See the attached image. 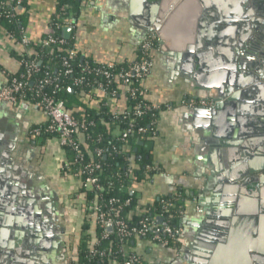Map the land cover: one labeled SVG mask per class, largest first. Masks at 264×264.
<instances>
[{
	"label": "crops",
	"instance_id": "obj_1",
	"mask_svg": "<svg viewBox=\"0 0 264 264\" xmlns=\"http://www.w3.org/2000/svg\"><path fill=\"white\" fill-rule=\"evenodd\" d=\"M179 6V10L185 8L179 13L183 16L187 13L186 18L181 17L180 14L173 16L172 42H165L164 45L168 53L181 56L179 58L170 57L164 52L162 53L157 41L159 49L154 56L153 70L144 82L146 98L151 104L169 105L172 108L160 113L157 122V135L151 140L153 162L163 169L164 174L148 177L142 184H133L131 192L138 193L139 203L132 210L130 216L134 218L145 212L148 213L150 206L160 197L174 195L181 189L191 195L194 194L195 197L186 199L185 232L177 249L150 245L141 241L132 244L136 251L152 264H194L191 254L196 239L191 237L194 238L200 228V218L202 217L201 208L198 205L201 198L200 193L209 184L212 170L217 177H226L232 170L229 169L232 156L227 148L210 145L214 144L215 137H225L224 126L231 123L238 127L241 123L247 126L246 129H249V132H253V134H249L250 138L264 137L260 133L261 128L254 129L250 126L256 125L260 117L247 116L242 113L240 103H236V119L234 116L225 114L221 118V127L218 125V128L213 121H207L205 116L194 119L193 114L185 109L183 102L200 100L201 98L197 96L198 92L207 94L202 90V87L213 80L206 77L207 73H200V71H197L198 74H190V77L186 75L188 73L183 72L182 68L186 66L183 63L189 59L183 57L184 53L191 54L188 67L208 68L212 65V59L209 56H201V53H215L218 51V43L212 38L213 24L209 15L203 14L204 7L201 0H180L176 6L177 9ZM56 11L57 0H25L24 5L18 8L17 12L23 16L25 21V35L31 43L43 42ZM128 16L124 13L119 14L118 11L104 9L101 0H92L83 8L79 19L71 28L70 36L67 38L63 30L62 38L65 41L74 40L75 51L80 54L82 59L84 57L83 60L127 66L138 59L140 46L144 41L143 37L141 38L142 35L136 32L132 26ZM7 44L14 47L10 41H7ZM9 46L8 51L0 46V67L9 74H17L20 69L19 62L12 53L19 52V47L17 49L14 47L16 51L9 52ZM193 76H197V78ZM5 83L4 72H0V91ZM119 90L120 95L110 102V111H121L130 105V100L123 87L119 86ZM100 97L99 93H93L80 100L85 104L86 109L98 111L101 107ZM242 118L249 123L247 125L242 123L244 122H241ZM45 123H47L46 113L34 107L30 102L22 101L16 105L1 103L0 142L2 145L0 151L4 154L7 153L10 162L15 165L14 168L23 172L27 184L32 188L39 187L50 197L49 201L51 199L61 201L57 208L63 212L62 214L65 215L66 210L70 208L72 212L68 216V222H70L68 226L71 225L74 228L76 225L75 229L79 236L81 234L79 226L84 210L82 211V208L79 209L76 205L80 201L77 192L79 183L72 177H63L61 172V167L67 161V154L56 139H48L42 144L37 143L30 134L34 127ZM136 151L137 149L134 153ZM204 157H210V165L209 161L208 164L202 161ZM130 162L135 167L134 157ZM214 188L215 186L207 192L209 193L207 194L208 199L214 193ZM234 197L235 200H238L239 195L235 194ZM73 198L75 201H70ZM210 200L212 201L213 197ZM224 204L222 202L221 205ZM231 209H234V206ZM49 216L48 213H42L41 222ZM217 220L221 221L222 219L218 218ZM216 221L212 219L211 224H215ZM74 235L71 236V239L74 238ZM41 240L46 243V246H49L50 239ZM252 241L257 242L256 246H261L260 240L258 242L257 239H252ZM238 252L239 250H235L234 254H238ZM214 255L215 251L212 252V260ZM248 257L250 259V256ZM241 258L242 256L235 255L232 261L241 260ZM242 259L246 260L244 257ZM11 263L19 264L15 260L6 262L4 258H0V264Z\"/></svg>",
	"mask_w": 264,
	"mask_h": 264
},
{
	"label": "water",
	"instance_id": "obj_2",
	"mask_svg": "<svg viewBox=\"0 0 264 264\" xmlns=\"http://www.w3.org/2000/svg\"><path fill=\"white\" fill-rule=\"evenodd\" d=\"M179 1L101 0L104 9L128 14L132 26L144 40L150 35L158 38L160 50L170 57L176 54L168 53L164 44L172 42V18L176 14L186 18L187 14L179 13L185 10H179L180 6L177 9ZM201 1L203 14L211 18L212 38L218 43V51L201 53L212 59V65L200 69L188 67L191 54L184 53L182 56L189 60L183 63L186 66L182 70L189 77L198 74L197 71L207 73L206 77L213 81L202 87L207 94L198 92L197 96L210 99L213 104L198 108L185 106V109L194 119L205 116L218 128L225 114L235 118L236 103H240L242 113L260 117L256 125L250 126L261 128L260 133L264 135V0ZM64 32L68 38L72 29L65 28ZM241 122L249 123L243 118ZM236 127L231 123L225 125V137H215L214 144H210L227 148L232 156L229 167L232 170L226 177H217L212 170L209 184L200 193V228L195 237H191L196 239L191 254L194 264H264V137L250 138L249 134L253 132H249L247 126L239 123L237 130ZM138 144L144 143L139 141ZM202 161L207 164L209 161L210 165V157H204ZM14 167L9 155L0 151V258L19 264H49L46 255L51 243L46 246L41 239L53 238H43L40 234L43 229H48L51 216L42 222L41 217L42 213L50 214L57 205L48 203L50 197L39 187L32 188L27 184L23 172ZM213 186L211 201L207 192ZM235 194L239 195L238 200H235ZM222 202L225 204L221 205ZM217 217L222 220L218 221ZM212 219L217 220L215 224H211ZM156 221L164 223L162 217H156ZM108 227L112 232V226ZM64 232L62 228V235ZM252 239L260 240L261 246H256L257 242ZM235 250H239L238 254H234ZM235 255L246 260L232 261Z\"/></svg>",
	"mask_w": 264,
	"mask_h": 264
},
{
	"label": "built area",
	"instance_id": "obj_3",
	"mask_svg": "<svg viewBox=\"0 0 264 264\" xmlns=\"http://www.w3.org/2000/svg\"><path fill=\"white\" fill-rule=\"evenodd\" d=\"M21 4L22 0H4L0 2V18H14V13L18 11ZM74 17L75 15L71 11L66 15L59 16L58 25L55 27L50 24L43 42L39 44L50 48L51 52L55 47L65 46L66 41L62 37L56 36V29L72 28L76 22ZM7 41H10L15 49L19 47L20 55L26 57L18 61L19 67L24 68L25 73L19 77H12L1 89L0 104L11 103L16 105L19 102L27 101V95L30 93L33 100L31 104L43 110L47 115L45 126L31 130L32 138L37 141L42 139L44 135H54L52 138L56 139L63 149L69 148L72 150L75 153L74 162L78 166L79 175L74 174L75 169L67 163L61 167V172L75 179L76 176H80L79 179H76L79 185L85 191L96 194L97 201L86 204L85 216L82 219L83 222L87 220L93 228L91 231L93 238L81 239V254L78 264H152L146 261L143 255L138 253L136 248L132 246L137 241L177 249L185 232V209L179 208L180 216L184 217L183 224L174 226L165 219V213H169L170 209L174 207L173 201L163 200L161 212L156 213L158 215L154 214V217L151 215L150 218L145 217L135 222L130 216L131 211L126 216L122 215L125 209L131 207V199L111 197L105 201L103 198L104 188L99 183L96 174L103 168V164L99 160L86 161L85 154L87 153L82 150V147H87V142L91 140V136H87L86 133L95 124L80 121L66 112L64 100L57 95L59 86L55 84L56 80L51 78L49 74L42 73L39 64L30 59L29 45L31 41H29L24 31L20 40L17 41L14 34L6 29H0V46L5 48L6 51H8L9 46ZM14 47L9 46V52L16 51ZM158 49L157 38L150 35L141 43L138 59L130 63L128 68L124 67L119 70L118 65L114 63H95L94 66L86 65L82 70L83 74L94 77V82L90 83L89 86L94 93L100 94L102 105L109 108L110 102L120 95L119 86L123 87L130 100V105L124 110L111 111L115 124L112 128L113 139L117 138L123 143L134 135L139 136L141 139L145 136L147 130L144 127H137L136 121L143 119L153 111H161V105L151 104L147 100L144 87V82L152 73L154 56L157 54ZM76 57L77 53L74 49L68 51L63 62L65 75L74 73L71 62ZM40 74H45L44 78L39 79L37 76ZM84 80L85 77L77 79L75 86L80 87ZM188 102L184 101L183 104L190 108L211 106L210 101L191 100ZM166 106V109H172L171 106ZM123 122H129L128 128L124 130L120 127ZM150 134L152 137L156 136L157 124L156 129L151 130ZM97 142L101 143V139H98ZM94 153L96 157H105L102 148L96 147ZM133 170L134 168L131 165L127 174V186L122 188L123 193L132 190ZM83 175L86 176L84 180L81 178ZM108 182L109 188H111L114 184L112 177L108 178ZM156 217H162L164 223L158 224ZM109 225L112 226V232L109 231ZM96 229L101 230V232L96 233L98 231ZM99 234L102 238L99 237ZM111 235H115L116 239H109ZM82 244L84 248H82Z\"/></svg>",
	"mask_w": 264,
	"mask_h": 264
},
{
	"label": "trees",
	"instance_id": "obj_4",
	"mask_svg": "<svg viewBox=\"0 0 264 264\" xmlns=\"http://www.w3.org/2000/svg\"><path fill=\"white\" fill-rule=\"evenodd\" d=\"M4 0H0L2 2ZM92 0H57V11L52 18L51 24L53 26H57L59 23L58 17L61 15H66L70 13V11L75 15V19L78 20L83 8ZM25 0H22V5H24ZM14 18H0V29H6L10 33L14 34L16 40H20L22 36V32L24 31L25 21L23 16L15 12ZM63 28L56 29V36L62 37ZM29 49L31 51V60L36 61L42 73H47L51 76V78L55 79V84L59 86L57 90V95L64 100L65 102V110L67 113L71 114L76 119L80 121H86L87 123H94L95 126L90 127L87 136H91V140H87V147H82L87 154L86 161L99 160L103 164V168L98 171L96 174L99 178V183L104 188L103 198L104 200H108L111 197H120L123 199H131L132 204L131 207L125 209L122 213L123 216L129 214L130 211L138 205V193L128 192L123 193L122 188L127 186V174L129 167L131 166V158L135 159V167L133 170L134 181L133 184H142L147 178H152L157 174H164L163 169L156 165L153 162V154H152V135L151 130L154 131L156 129L157 120L159 118L160 112L166 109V105H161V111H153L143 119H138L136 121L137 127H144L147 130V133L144 137L133 136L127 142H121L117 138L113 139L112 137V128L115 126L114 120L111 114V111L108 107L102 105L98 111H92L90 109H86L85 104L81 102L80 99L85 96H89L94 92L90 88L89 84L94 82V77L83 74L82 70L86 65L94 66L95 62L89 60H82L80 54L77 53V57L71 62L74 73L72 75L64 74V58H66L68 51L71 49L75 50V42L73 39L66 41V45L63 47H55L50 51V48H46L43 45L37 43H31L29 45ZM13 56L16 57L18 61L23 60L24 57L20 55L19 52L12 53ZM26 58V57H25ZM24 58V59H25ZM129 65H118V69L128 68ZM0 72H4L5 77V85L12 77H19L20 75L25 73L24 68H20L17 74H9L5 72L3 68L0 67ZM45 74H40L37 77L39 79L44 78ZM81 77H85V80L81 84L80 87L75 86V81ZM29 88H31L29 86ZM74 91V93H72ZM27 101L32 103V96L30 93L27 95ZM114 124V125H113ZM44 125L34 127L39 128ZM129 126V122H123L120 127L121 129H126ZM157 135V134H156ZM54 135H44L42 139L37 140V143H45L48 139H51ZM101 139V143H98L97 140ZM139 141L143 142V145H139ZM96 147L102 148L105 152V157H96L94 153V149ZM137 149L136 153L134 151ZM67 154L66 163L75 169L74 174H78L77 168L78 166L75 164V153L69 148H64ZM65 166V163L63 164ZM63 177H71L66 173H62ZM79 175V174H78ZM113 180V186L109 188L108 178ZM80 176H76V179H79ZM82 180L86 178L85 175L81 176ZM75 181L76 179L73 178ZM78 194L80 195V201L76 203L78 208H82V211L86 208L87 203L96 202V194L91 191H85L81 186H77ZM176 197V198H174ZM195 196L188 193L186 190L181 189L174 193V195L162 196L158 200L154 202L152 206H150V210L133 218V221H139L145 217L150 218L151 215L154 217V214L161 212V203L163 200L165 201H173L174 207L170 209L169 213H165V219L170 222L174 226L182 225V221L184 217L180 216L179 208L182 207L186 211V199H193ZM85 215H83L84 218ZM172 216V217H171ZM186 217V216H185ZM82 218V219H83ZM81 219V220H82ZM79 230L81 232L80 239H92L91 231L93 228L89 224L87 220L81 221ZM98 230V229H96ZM101 232V230L96 231ZM98 235V234H97ZM99 237L101 235L99 234ZM109 239H116L115 235H111ZM82 248L84 245L82 244Z\"/></svg>",
	"mask_w": 264,
	"mask_h": 264
},
{
	"label": "flooded vegetation",
	"instance_id": "obj_5",
	"mask_svg": "<svg viewBox=\"0 0 264 264\" xmlns=\"http://www.w3.org/2000/svg\"><path fill=\"white\" fill-rule=\"evenodd\" d=\"M200 100L207 102L210 101L211 105L213 104V101H211L210 99ZM48 203L58 205L59 200L56 201V199H51V201H49ZM71 212L72 211L70 210V208H68L65 215L62 214V212L60 215L59 209L56 206L55 210L51 211L50 213L51 217L48 220V229L45 228L42 230L41 234L39 233L40 235H43V238H53L50 239L51 246L49 247L48 253L46 255L47 259L49 260V264H78L80 261L81 239H71V236H73L76 231H73L75 227L73 228L68 226V223L70 224V222H68V216L71 215ZM55 216H57V219L55 218ZM39 228L42 227L40 226ZM62 228L65 230L63 235L61 233ZM61 237H63L64 239H61ZM67 237H69V239H67Z\"/></svg>",
	"mask_w": 264,
	"mask_h": 264
},
{
	"label": "rangeland",
	"instance_id": "obj_6",
	"mask_svg": "<svg viewBox=\"0 0 264 264\" xmlns=\"http://www.w3.org/2000/svg\"><path fill=\"white\" fill-rule=\"evenodd\" d=\"M74 198H75V197H74ZM74 198H73V199H70V201H73V202H74V201H75ZM69 226L71 227V225H69ZM75 227H76V225H75ZM73 231H76V229H73ZM76 233H77V234H76ZM76 233H75V235H74V238L77 237V239H80V237L78 236V232H76Z\"/></svg>",
	"mask_w": 264,
	"mask_h": 264
}]
</instances>
